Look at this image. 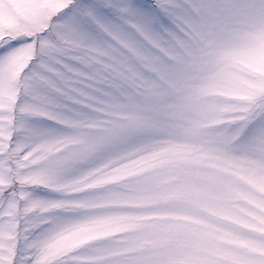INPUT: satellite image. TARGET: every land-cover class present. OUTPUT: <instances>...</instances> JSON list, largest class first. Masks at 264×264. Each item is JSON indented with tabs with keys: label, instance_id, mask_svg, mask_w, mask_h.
<instances>
[{
	"label": "snow or ice",
	"instance_id": "1",
	"mask_svg": "<svg viewBox=\"0 0 264 264\" xmlns=\"http://www.w3.org/2000/svg\"><path fill=\"white\" fill-rule=\"evenodd\" d=\"M0 264H264V0H0Z\"/></svg>",
	"mask_w": 264,
	"mask_h": 264
}]
</instances>
